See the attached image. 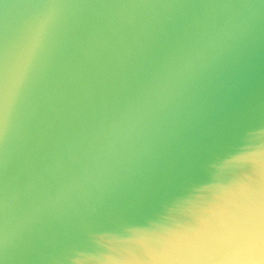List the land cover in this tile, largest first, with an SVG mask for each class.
Masks as SVG:
<instances>
[{
    "label": "water",
    "instance_id": "1",
    "mask_svg": "<svg viewBox=\"0 0 264 264\" xmlns=\"http://www.w3.org/2000/svg\"><path fill=\"white\" fill-rule=\"evenodd\" d=\"M0 264H264V0H0Z\"/></svg>",
    "mask_w": 264,
    "mask_h": 264
}]
</instances>
